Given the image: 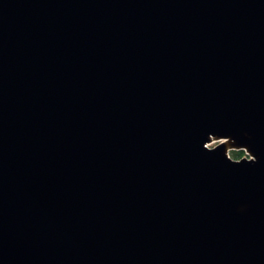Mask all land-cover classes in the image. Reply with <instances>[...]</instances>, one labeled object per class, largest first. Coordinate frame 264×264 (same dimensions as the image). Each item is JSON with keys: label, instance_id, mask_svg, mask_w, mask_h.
Returning a JSON list of instances; mask_svg holds the SVG:
<instances>
[{"label": "water", "instance_id": "obj_1", "mask_svg": "<svg viewBox=\"0 0 264 264\" xmlns=\"http://www.w3.org/2000/svg\"><path fill=\"white\" fill-rule=\"evenodd\" d=\"M0 264H264V0H0Z\"/></svg>", "mask_w": 264, "mask_h": 264}, {"label": "trees", "instance_id": "obj_2", "mask_svg": "<svg viewBox=\"0 0 264 264\" xmlns=\"http://www.w3.org/2000/svg\"><path fill=\"white\" fill-rule=\"evenodd\" d=\"M232 154L233 156L236 158V159H240L242 157H244L246 155L245 151L244 150H240V151H232Z\"/></svg>", "mask_w": 264, "mask_h": 264}, {"label": "rangeland", "instance_id": "obj_3", "mask_svg": "<svg viewBox=\"0 0 264 264\" xmlns=\"http://www.w3.org/2000/svg\"><path fill=\"white\" fill-rule=\"evenodd\" d=\"M218 144V142H213V144H211L210 145V147H214L215 145H217ZM231 156L233 157V158H235L234 156H233V154H232V151H231ZM236 159V158H235Z\"/></svg>", "mask_w": 264, "mask_h": 264}]
</instances>
